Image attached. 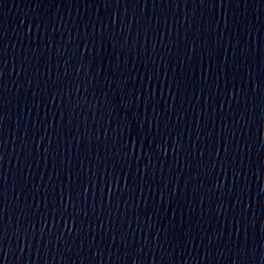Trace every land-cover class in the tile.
Wrapping results in <instances>:
<instances>
[{"label": "water", "instance_id": "95a60500", "mask_svg": "<svg viewBox=\"0 0 264 264\" xmlns=\"http://www.w3.org/2000/svg\"><path fill=\"white\" fill-rule=\"evenodd\" d=\"M0 16L94 29L189 30L264 22V0H0Z\"/></svg>", "mask_w": 264, "mask_h": 264}]
</instances>
